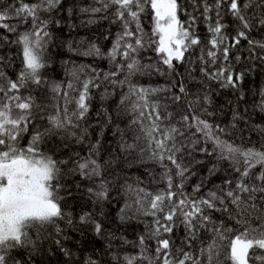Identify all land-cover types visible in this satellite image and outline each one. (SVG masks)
Here are the masks:
<instances>
[{"label":"snow or ice","instance_id":"1","mask_svg":"<svg viewBox=\"0 0 264 264\" xmlns=\"http://www.w3.org/2000/svg\"><path fill=\"white\" fill-rule=\"evenodd\" d=\"M191 3L195 10L202 6L200 16L209 33L206 43L197 33V16L188 14L187 22L179 19L181 5L177 0H92L91 5L80 7L79 12L88 17L82 23L88 25L97 22L98 13L114 9L111 22L119 23L120 31L107 52L91 42L83 51L74 49L69 42V50L78 55L107 59L115 70L101 74L90 66L81 65L70 72L71 79L66 86L51 85V92L64 103L62 107L53 105L54 110L46 117V127L34 123L37 119H45L43 113L47 105L33 93L48 87L41 70L46 67L45 49L51 39L48 31L51 20L43 18V14L58 10L62 0H15L14 4L0 6V29L17 34L11 41L7 36L0 37V46L17 45L22 55V67L15 79L5 71L12 63L11 57L0 55V264H33L32 257L44 243L54 244L71 260L73 253L64 246L69 237L61 222L78 232L90 227L97 236L104 233L103 222L89 211L79 215L77 227V220L71 212L65 211L63 203L66 196H72V188L66 181L79 176L81 181L90 183L87 188L89 198L94 205H100V215H104L103 205L111 199L114 181L105 177L112 162L101 164L98 159L100 141L89 145L86 156L77 152L68 159L57 160L41 150L49 137L61 132L65 134L63 138L72 137L76 143H84L88 130L81 127V122L89 115L92 89L100 88L104 82L120 87L127 84L128 91L121 96L120 106L136 114L131 124L140 126L142 135H136L133 143H127L121 136V150L134 151L135 141L144 139L146 149H141V155L147 151L148 160L159 166V176L150 175L153 181L163 185L155 192L141 187L139 180L135 186L127 182L122 185L127 199L117 214L119 220L125 222L140 217H151L152 220L150 224L145 223L146 231L136 242L109 234L106 264H264V143L259 147L244 146L225 139L229 134L227 128L213 125L192 111V104H199V99L189 102L192 115L180 117L178 123L182 127L164 124L165 120L171 121L173 113L167 111V105H161L152 97L173 93L174 88L187 95L183 82L159 87H143L131 82L137 75H178L176 64H184L185 54L199 48L198 60L203 65L201 74L218 81L223 88L239 91V99H244L241 84L245 71L234 72L230 62L232 50L238 49L242 41H247L252 59L257 58L254 49L264 50V41L250 36L256 27L264 29V11L249 14L253 8L264 9V0H213L212 3L191 0ZM225 5L227 10L222 15ZM149 8L153 20L150 34L145 32L141 22ZM213 11L215 18L211 16ZM68 15H73V9H68ZM224 16H230L235 23L234 34L228 33L230 25ZM102 18L108 19V16ZM9 20L18 23L6 22ZM56 23L59 25L60 22ZM27 24L30 27L18 32L20 26ZM79 43L83 46L85 41ZM153 45L159 63H142L140 53ZM259 59L264 61V56ZM235 60L239 63L241 56L236 55ZM218 63L220 66L215 71L208 70ZM161 64L166 66L167 73ZM120 74H125L124 79H118ZM180 94L173 93L170 99L179 102ZM107 95L105 90L101 98L106 99ZM260 96L258 107L264 112V89ZM202 99L205 104L211 103L208 94ZM70 105L74 107L70 109ZM203 112L212 115L206 108ZM239 119L240 114L234 112L232 128ZM145 120L149 123L145 124ZM108 122H111L110 117ZM193 128L195 132L187 136L186 130ZM257 130L264 132L259 126ZM25 134H30V138L26 146H21ZM201 140L205 145H212L211 151L206 146L196 148ZM197 150L206 156H215L216 163L209 168V175H215L221 162L226 161L230 178L205 195L194 197L184 191V185L194 174L191 173L192 164L204 162L189 160L185 163V155L191 156ZM74 183L75 189L79 190L82 185ZM203 187L202 180L194 186L193 194ZM213 212L225 213L232 223L218 222L213 218ZM178 226L184 229L181 246H176L173 239ZM116 239L122 245L131 244L138 251L123 255L119 250L113 251L112 241ZM153 242L154 249L151 247ZM84 264L105 262L88 257Z\"/></svg>","mask_w":264,"mask_h":264},{"label":"trees","instance_id":"2","mask_svg":"<svg viewBox=\"0 0 264 264\" xmlns=\"http://www.w3.org/2000/svg\"><path fill=\"white\" fill-rule=\"evenodd\" d=\"M177 2L181 5V9L178 11V17L182 22L188 21V14L197 16V33L206 43L209 33L203 18L200 16L202 6L199 10H195L191 0H177ZM208 2L212 3L213 0H208ZM14 3L15 0H0V6ZM91 4L92 0H62V4L58 10H55L52 14H43V18H50L51 20L48 26L51 39L48 41L45 49L46 67L41 70V75L48 82V87L37 89L33 93L38 96V99L42 103L47 105V109L43 113L45 119H37L34 121L37 125L46 127V117L54 110L53 105L58 104L61 107L63 106V99L56 98L51 92L50 86L56 83L66 86L71 79L70 72L74 67L81 65L90 66V68L96 69L101 74L115 70L114 66L110 65L107 59L78 55L75 51L69 50V42H72L74 49L80 48L81 51L86 49L87 44L91 42L96 43L102 51L107 52L112 46L117 32L120 31L119 23L111 22L114 9H110L107 13H98L97 22L94 24L88 25L82 23L88 17L87 15L81 14L79 8ZM69 8L73 9V15L71 17L68 15ZM226 10L227 6L225 5L222 9V15L226 13ZM260 11H264V9L253 8L249 14L251 15L252 12ZM105 15L108 16V19L102 18ZM211 16L215 18V11L211 13ZM224 20L230 25L227 29L228 33L234 34L235 23L232 22V18L230 16H224ZM56 21L60 22L59 25H57ZM6 22L12 24L18 23L16 20ZM141 22L145 32L150 34L153 25L150 8L144 14ZM70 24L75 25V27H69ZM28 27H30V24L22 25L18 28V32H22ZM16 35V33H7L5 30L0 29V37L7 36L9 41L15 40ZM105 36L109 38L105 39ZM250 36L252 39L264 41V29L256 27L252 30ZM81 40L85 41L83 46L79 43ZM154 47L153 45L152 48H147L140 53L142 63H159V57L154 51ZM254 51L256 53V59L250 57L247 41H242L238 49L232 50L230 62L233 65L234 72L245 71V78L241 84V90L244 94L243 100L239 99V91L231 88H223L218 81L210 80L201 74L200 68L203 65L198 60V57L201 55L199 48L194 49L191 53L185 54L186 62L184 64H176V72L179 73L178 75L176 73L166 75H160L159 73L137 75L131 78V82L143 87L171 86L174 82H183L187 90V95L180 94L178 88L173 89V93L180 94L182 97L179 102L174 103L170 99L173 93H160L152 97V100H159L161 105H167V111L173 113L171 121L165 120L164 124L171 123L182 127L178 123L180 117L183 115H192V112L189 111V102L199 99V104H192V111L213 125L218 124L221 127L227 128L229 134L224 137L225 139L233 140L235 143L243 144L244 146L259 147L261 143H264V132L257 130V126L264 128V112L258 107L261 101L260 92L264 89V61H261L259 57L264 56V50L256 48ZM0 55L6 58L11 57L12 63L5 68V71L10 78L15 79L22 67V55L19 46L4 44L0 46ZM236 55L241 56L239 63L235 60ZM187 61L191 62L189 63ZM160 66L167 73L166 66L162 64ZM219 66L218 63L214 67H209L208 70L215 71ZM124 75L120 74L118 79H124ZM105 90H107L108 95L106 99H102L101 96L105 93ZM127 91V84L120 87L112 86L107 82H104L98 89H92L93 98L90 112L87 119L81 122V127L87 128L88 130V137L84 143L78 144L72 137L63 138L65 134L61 132L49 137L41 146L42 151L60 160L68 159L73 153L77 152L82 156H86L89 151V145L95 144L99 140L100 149L98 159L101 164H104L105 161L112 162L111 167L105 173V177L112 179L114 183L110 194L111 199L104 203L102 209L104 215H100V205H94L87 193V188L91 186L90 183L88 181H81L79 176L68 179L66 183L72 188V196H66V199L63 201L66 205L65 211L73 214L74 219L77 220V227H79L78 217L83 211L94 213L95 218L103 222L104 233L101 236H97L90 227H85L82 232H78L68 228L61 222V227L65 228V232L69 237V239L64 241V246L73 253L71 260L65 257L54 244L44 243L42 249L32 257L33 264H84L88 257L104 261L106 264L108 257L105 253L108 250L109 234H114L116 237L122 236L128 241L136 242L138 236L146 231L145 223H151V217H140L139 219L134 218L121 222L117 215L127 199L122 190V185L125 182L135 186L139 180L141 187L152 192L158 191L163 187L162 184L153 181L150 175L151 173L158 177L161 172L159 166L148 160L147 151H145L143 156L141 155V149H146V141L144 139L135 141L137 147L134 151L124 152L121 150L122 135L124 141L129 144L134 142L136 135H142L139 133L140 126L131 124L132 120L136 118V114L120 106V98ZM24 94L27 95V92ZM205 94L209 95L211 100L210 104L203 102L202 98ZM69 107L71 109L74 105H70ZM205 108L212 115L209 116L204 113L203 109ZM234 112H238L241 119L235 121L236 127L232 128ZM108 117L111 118L110 123L108 122ZM147 123L149 122L145 120V124ZM194 132V128L186 130V135L192 136ZM77 134L79 135V130H77ZM196 135L199 138V134ZM29 138L30 134H25L21 139V146H26ZM205 146L211 151L212 145L210 143L205 145L203 140H201V143L196 148L199 149ZM189 160H201L204 163L192 164L191 173L194 174L190 175V178L184 185V191L187 194H191L194 197L203 196L210 189H214L216 185H223L224 181L230 178L227 171L228 163L226 161L221 162L220 170L215 175H209V168L216 163L214 155L209 157L197 150L192 152L191 156L185 155V163ZM202 180L204 181V187L199 193L193 194L194 186L201 183ZM74 182H79L82 185L79 190L75 189ZM212 215L218 222L224 220L226 223H232L228 221L225 213L213 212ZM183 237L184 229L182 226H178L173 237L176 246H181L180 241ZM151 247L154 249V242ZM112 250H119L122 255L125 252L135 254L138 251L131 244L122 245L119 239L112 241ZM191 250L195 254V248Z\"/></svg>","mask_w":264,"mask_h":264}]
</instances>
